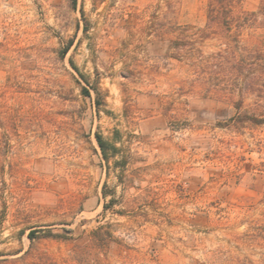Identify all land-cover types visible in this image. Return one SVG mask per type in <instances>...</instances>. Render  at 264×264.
<instances>
[{
  "label": "rangeland",
  "instance_id": "rangeland-1",
  "mask_svg": "<svg viewBox=\"0 0 264 264\" xmlns=\"http://www.w3.org/2000/svg\"><path fill=\"white\" fill-rule=\"evenodd\" d=\"M207 24L208 0H0V264H264V25Z\"/></svg>",
  "mask_w": 264,
  "mask_h": 264
},
{
  "label": "trees",
  "instance_id": "trees-1",
  "mask_svg": "<svg viewBox=\"0 0 264 264\" xmlns=\"http://www.w3.org/2000/svg\"><path fill=\"white\" fill-rule=\"evenodd\" d=\"M241 0H208V22L210 24L218 23L220 25H224L226 29L235 31L233 34L239 35L240 32L245 28H253L256 27L257 21L261 19L262 24L264 25V0H260V5L256 12H251L243 15L233 16V8L236 4H238ZM209 28V27H208ZM67 50L65 51V53ZM260 57V56H259ZM260 59V64L254 63L251 64L253 71L260 69V75L258 77L252 76L250 91L253 93H257L261 95L260 97H264V56ZM256 67V68H255ZM97 93L96 90H94ZM82 92L89 97V92L82 87ZM96 105H99V102H96ZM247 121H250L253 125H264V115L262 118L250 117L248 116ZM95 141L99 148L101 159L108 166L110 158L116 155V147L112 142H108L102 138L100 134H95ZM127 161L126 159L121 162H114V166L118 164L122 168L125 167ZM103 196H106V193L103 192ZM114 199H111L109 204L114 203ZM107 206L104 205V209ZM264 217V214H263ZM251 241L260 240L264 242V222L262 225H258L256 223L253 226H250Z\"/></svg>",
  "mask_w": 264,
  "mask_h": 264
}]
</instances>
